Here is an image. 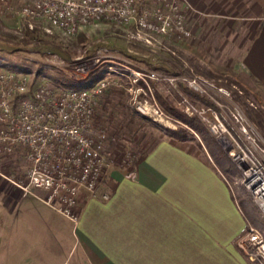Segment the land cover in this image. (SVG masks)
<instances>
[{"label": "crops", "instance_id": "1", "mask_svg": "<svg viewBox=\"0 0 264 264\" xmlns=\"http://www.w3.org/2000/svg\"><path fill=\"white\" fill-rule=\"evenodd\" d=\"M185 1L195 31L209 16L245 20L241 69L264 96V0ZM192 144L164 138L130 165L118 158L100 195L82 194L77 224L45 191L25 194L0 175V264H251L237 243L249 219Z\"/></svg>", "mask_w": 264, "mask_h": 264}, {"label": "built area", "instance_id": "2", "mask_svg": "<svg viewBox=\"0 0 264 264\" xmlns=\"http://www.w3.org/2000/svg\"><path fill=\"white\" fill-rule=\"evenodd\" d=\"M185 0H0V13L30 19H44L74 36L85 26L97 22L122 25L129 36L147 43H159L167 48L169 41H184L194 37ZM169 49V47H168ZM53 63L66 67L70 76L85 79L100 64L105 63L107 75L92 81V85L69 88L52 80L32 83L31 74L0 65V175L25 194L35 189L38 195L75 224L79 221V205L84 193L87 198L100 195L99 187L105 173L119 158L114 149V138L96 119L100 98L119 77L132 83L146 85L152 102L139 100L136 110L141 115L164 117L156 99L153 82L160 89L168 87L187 101L181 82L201 93L230 97V91L194 73L173 75L156 70L134 69L122 63L107 48L95 54L65 61L56 53ZM56 62V63H55ZM36 77V76H35ZM151 84V85H150ZM132 92V87L130 88ZM137 94L135 95V97ZM134 97V98H135ZM135 100V99H134ZM190 104V103H189ZM234 114L247 131L244 117ZM233 113V112H232ZM159 118H158V117ZM212 123V128L225 126L224 121ZM264 147L261 148V154ZM125 151L121 160L130 165L135 160ZM245 158L246 186L264 216V163L249 162ZM260 164V165H259ZM248 169L251 171L248 173ZM248 176V177H247ZM262 186V187H261ZM103 198H109L107 193ZM238 246L251 258L264 260V235L248 223L238 238ZM263 262V261H262ZM64 264H71L66 262Z\"/></svg>", "mask_w": 264, "mask_h": 264}, {"label": "rangeland", "instance_id": "3", "mask_svg": "<svg viewBox=\"0 0 264 264\" xmlns=\"http://www.w3.org/2000/svg\"><path fill=\"white\" fill-rule=\"evenodd\" d=\"M193 6L196 7L194 4ZM188 17L191 22L189 12ZM196 17L198 16L194 15V22L196 20L200 24ZM229 20L225 17L209 16L196 31L191 23L195 33L193 38L169 41L165 48L159 47V43L151 44L132 38L128 34V28L113 23L97 22L85 25L76 35L69 36L44 19L28 20L0 13V62L8 63L9 66L19 62L31 66L32 72L23 69L21 71L31 74L33 84L40 80H52L64 87L78 88L90 86L92 81L107 75L106 64H100L85 79H75L67 76L69 72L66 67L53 63L52 54H58L65 61H74L78 57L93 55L100 48H107L122 63L136 70H155L148 62L160 66L174 57L183 59L187 66L192 67L191 73L217 86H223L230 91V97L214 94L211 88L209 92L214 97L211 98L181 82L180 89L186 85L199 94L191 97L184 92L187 98L184 101L177 93L167 91L166 86L162 90L158 83L153 82L156 99L165 113L164 117L157 116L159 119H156L154 116L141 115L136 110L139 100L153 101L147 86L132 83L125 76L101 96L96 119L102 121L112 138H116L113 147L119 152L118 157H123L125 151H131V157L136 158L133 162L146 154L159 140L176 138L172 133L178 132L182 137H188L186 140L193 142L192 148L224 177L249 223L264 235V216L246 186L248 165L245 161L236 159V156L246 155L249 162L264 163V153L261 154V148L264 147V96L258 82L252 77L249 78L241 69V51L249 34L245 20L237 19L231 25ZM226 25H230L232 30L226 31ZM33 27L41 30L40 35L44 41L30 40L29 30ZM83 32L85 35L82 40ZM56 46L60 49L52 54L47 52V48ZM156 71L165 73L161 69ZM188 73L190 72L183 74ZM157 92L173 106V112L181 114L179 117L165 109L157 97ZM237 110L243 115L244 123L247 121V131L234 117ZM216 116L224 121L226 127L212 128V123H219ZM250 259L251 264H264V260L262 262L258 257Z\"/></svg>", "mask_w": 264, "mask_h": 264}, {"label": "trees", "instance_id": "4", "mask_svg": "<svg viewBox=\"0 0 264 264\" xmlns=\"http://www.w3.org/2000/svg\"><path fill=\"white\" fill-rule=\"evenodd\" d=\"M40 32H41V30L38 27H33L31 30H29L30 40H33V41L43 40L44 41V38L40 35ZM84 35H85L84 32L81 33V39L82 40L84 38ZM48 41H50V40H48ZM57 49H60L59 46H56L55 48L49 47V48H47V52H50L49 54H52ZM87 50L89 51V48ZM148 64L151 68H153L155 70L161 69V70H163V72L173 74V75H180V74H183L184 72H186V73L191 72V68H192V67L187 66V64H185L184 60L179 58V57L178 58L174 57L173 60H168L165 65H160V66L151 65L150 62H148ZM0 65L7 67V68L19 70V71H21L22 69L28 70L30 72L33 71V70H31L32 69L31 66H29L25 63H22V62L12 64L13 66H9L10 64H8V63L3 64V62H0ZM67 76H70V74L68 73ZM123 78L124 77H119V80H123ZM56 83L60 86H64L57 81H56ZM181 88H182L183 92H186L187 94L191 95V97L192 96L195 97V96L199 95L198 93H195L193 90H191L187 86H181ZM157 97L159 98L161 104L165 107V109H167L169 112H171L172 114H175L178 117L181 115V114L178 115L176 112H173V109H172L173 106L168 104L169 102L162 96L161 93L157 92ZM191 124H194V123L191 122ZM172 135L175 136L177 139H181V140H186L188 138V137H182L180 135V133H178V132H176V134L172 133Z\"/></svg>", "mask_w": 264, "mask_h": 264}, {"label": "bare ground", "instance_id": "5", "mask_svg": "<svg viewBox=\"0 0 264 264\" xmlns=\"http://www.w3.org/2000/svg\"><path fill=\"white\" fill-rule=\"evenodd\" d=\"M240 159V161H242V160H245V158L243 157V158H239ZM251 171V169H248V173ZM262 187V186H261Z\"/></svg>", "mask_w": 264, "mask_h": 264}]
</instances>
